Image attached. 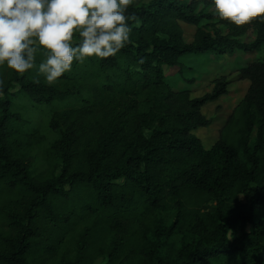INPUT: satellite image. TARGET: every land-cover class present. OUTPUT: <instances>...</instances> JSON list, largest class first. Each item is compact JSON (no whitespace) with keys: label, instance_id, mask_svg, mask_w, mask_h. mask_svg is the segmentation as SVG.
I'll list each match as a JSON object with an SVG mask.
<instances>
[{"label":"trees","instance_id":"obj_1","mask_svg":"<svg viewBox=\"0 0 264 264\" xmlns=\"http://www.w3.org/2000/svg\"><path fill=\"white\" fill-rule=\"evenodd\" d=\"M212 7L133 0L126 47L52 84L40 52L26 73L0 67V264H264V61L238 70L248 88L209 149L193 132L228 81L194 98L166 78L185 56L263 49L264 19L236 26ZM20 98L62 106L45 153L57 174H33L21 153L32 131Z\"/></svg>","mask_w":264,"mask_h":264},{"label":"clouds","instance_id":"obj_2","mask_svg":"<svg viewBox=\"0 0 264 264\" xmlns=\"http://www.w3.org/2000/svg\"><path fill=\"white\" fill-rule=\"evenodd\" d=\"M133 0H0V67L39 73L52 84L74 62L115 57L130 42ZM216 15L236 26L264 19V0H212Z\"/></svg>","mask_w":264,"mask_h":264},{"label":"rangeland","instance_id":"obj_3","mask_svg":"<svg viewBox=\"0 0 264 264\" xmlns=\"http://www.w3.org/2000/svg\"><path fill=\"white\" fill-rule=\"evenodd\" d=\"M209 10L215 11L214 7ZM180 25L184 32V39L189 43L195 28L183 23ZM220 31L224 32L223 29ZM253 40L254 34L251 32L241 38V42L246 44ZM256 61H264V47L256 54H244L237 51L233 55L226 56H216L213 53L185 56L182 58L183 70L180 73L178 68L167 69L166 78L173 91L190 90L194 98L208 94L212 89V82L216 79L224 77L229 83L225 96L202 108L203 116L210 121L209 127L193 132L205 149L211 148L217 141L219 130L248 88V82L238 78V70ZM16 105L32 131L28 147L21 145V153L28 161L33 174L44 176L57 174L58 163L54 159H47L45 153L58 138V131L51 127L53 125L51 122L55 118L54 114L62 106L38 107L23 98L18 99ZM95 264L103 263L97 261Z\"/></svg>","mask_w":264,"mask_h":264}]
</instances>
